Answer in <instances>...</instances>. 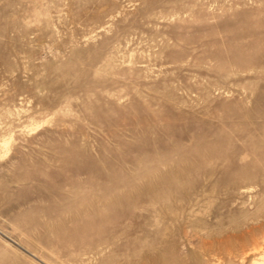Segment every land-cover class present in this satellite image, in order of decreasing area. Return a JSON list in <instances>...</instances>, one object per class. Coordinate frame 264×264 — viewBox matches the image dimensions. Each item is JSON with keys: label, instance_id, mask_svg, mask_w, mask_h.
<instances>
[{"label": "rangeland", "instance_id": "rangeland-1", "mask_svg": "<svg viewBox=\"0 0 264 264\" xmlns=\"http://www.w3.org/2000/svg\"><path fill=\"white\" fill-rule=\"evenodd\" d=\"M0 264H264V0H0Z\"/></svg>", "mask_w": 264, "mask_h": 264}]
</instances>
